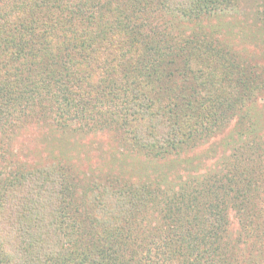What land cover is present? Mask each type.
<instances>
[{"label":"trees","instance_id":"1","mask_svg":"<svg viewBox=\"0 0 264 264\" xmlns=\"http://www.w3.org/2000/svg\"><path fill=\"white\" fill-rule=\"evenodd\" d=\"M240 2L0 0V134L30 123L38 105L48 100L49 112L67 120L103 113L116 128L126 129H119L122 136H117L131 149L143 148L156 156L173 151L184 154L195 139L207 136L231 113L254 104L264 93V67L241 61L227 49L222 54L220 43L213 38L177 44V39L159 30L154 21L169 13L198 23L203 16L225 13ZM252 13L264 27L263 0ZM223 88L225 95L219 90ZM104 96L109 97L108 108ZM204 121L209 124L205 129ZM159 124L173 126L174 133L163 138L158 134ZM236 132V137L244 135ZM253 144L247 140L235 159H256L254 168H260L264 178V149ZM253 170L247 166L243 172ZM214 179L215 175L209 174L187 179L183 190L203 185L197 203L181 202V209L169 213L156 206L152 221L146 212L153 204L144 188L136 190L121 181L99 184L101 194L91 199L96 201L91 222L84 225L78 220V202L72 203L74 188L69 181L59 176L51 180L47 169H20L0 184L4 191L0 192V264H231L224 252L233 231L224 225L228 211L233 208L237 218L244 216L250 221L249 228L260 245L264 217L249 196L252 189L249 193L233 189L221 201L218 191H212ZM44 182L51 188L54 184V191L24 193L34 184L42 189ZM228 183L217 185L227 188ZM111 194L123 208L111 209L107 203ZM39 200L49 202V213L54 204L66 209L67 222L58 221L64 225L56 226L51 235L58 238L60 231L64 236L58 251H53L51 239H41L48 230L41 224L44 214L33 207ZM21 214L39 224H12V219H26ZM95 214H101L102 219ZM139 222H145V227L151 223V231L144 229L141 242L132 227ZM170 222L180 227L166 229ZM9 226L10 230L3 232ZM186 232L194 235L191 243L176 239Z\"/></svg>","mask_w":264,"mask_h":264},{"label":"rangeland","instance_id":"2","mask_svg":"<svg viewBox=\"0 0 264 264\" xmlns=\"http://www.w3.org/2000/svg\"><path fill=\"white\" fill-rule=\"evenodd\" d=\"M258 1L241 0L237 8L234 7L225 13L205 15L198 23L176 19L168 13L157 18L154 24L159 25V30L169 32L170 37L177 39V44L181 41H200L213 38L220 43L218 47L222 54L223 49H227L229 54L235 52L232 55L241 61L252 62L258 67H264V27L260 26L252 13ZM176 60L179 61V58ZM219 90L225 95L224 88ZM239 93L231 96L234 97ZM98 96H102L100 92H98ZM102 99H105V106L108 108L109 97L104 96ZM49 107L50 101L42 100L35 109L30 123L26 122L24 126L7 130L3 134L1 132L0 184L8 181L20 169H47L51 180L58 179L59 176L69 181L68 185L74 188L72 203L74 205L77 201L80 209L79 216L81 214V217L78 220L84 221V225H89L91 222L89 217L93 215V210L96 207V201L91 199L101 194L99 184L121 181L124 184H130L136 190L144 188L145 194H148L153 204L148 207L146 212L148 213L147 219L152 221L156 206L162 207L164 213L172 212L176 208L181 209V202L194 206L199 194L204 193L200 192L203 185H197L198 187L193 190L184 189L186 190L184 191L181 189L183 183L189 178H203L209 174L215 175L216 184L212 191L216 193L218 191L222 196L221 201L224 200L223 197L230 196L233 189L249 190L248 193L252 189V194L249 196L256 202L264 217V178L261 177V169L255 170L253 163L256 162V159L245 161L235 159V156L240 155L238 148L245 146L247 140L252 141L255 147L258 145L259 148L264 149V93L254 99V104L244 105L243 108L227 116V121L222 122L219 127L212 130L211 126L212 132L199 141L195 139L192 147L186 149L184 154L173 151L159 156L152 155L143 148L131 149L124 145L117 135L122 136L118 132L119 129H126L116 128V124L109 122V117L103 116V113H98L97 116L86 115L84 119L69 117L67 120L60 115H52L49 112ZM113 116L112 114V118ZM244 126H246V132H244ZM207 127L209 124L204 121L202 128ZM235 128L244 135L236 137L237 130L234 131ZM157 130L163 138L167 133L175 131L173 126L164 128L160 127V124ZM245 139L247 140L245 141ZM235 142L238 143L236 146ZM162 149H165L164 145ZM254 156L255 153L250 158H254ZM234 161L237 162L233 163ZM247 166L254 170L243 172ZM261 166L264 167V165ZM244 179L246 182L243 181ZM227 181H229L227 188L217 185L220 182L227 184ZM46 184L47 182H44L42 189L35 188L38 184H34L24 193L27 195L47 194V191L53 190L54 184L51 183L52 188L47 187ZM154 195H156L155 198ZM107 203L114 210L123 208L118 207L119 203L114 200L112 194ZM30 205L33 206V204H25L27 207H31ZM33 207L38 208L40 214H44L41 224L45 225L48 231L47 235H41V239H47V241L51 239L54 245L53 251H58L63 244L64 236L60 231L57 234L60 235L58 238L51 235L54 234L56 226L64 225L58 221L64 219L67 222L64 205L54 204L52 213H49L52 206L48 201L46 203L39 200L38 206L34 205ZM231 209V212L228 211V220L224 224L227 228L230 226L233 228L230 233L233 241H229L228 246L224 248L226 259L230 260L231 264H264V241L261 245L257 244L258 240L249 228L250 221L245 220L244 216L237 218L235 210ZM95 215L97 219H102L101 214ZM20 216L26 218L22 214ZM26 219H12L11 223L15 225H18V222L20 224H39L37 221ZM158 221L163 225L160 218ZM4 222L3 220L2 224ZM144 223L139 222L137 226L132 225L136 231L135 236L140 237L138 242H141V238L145 235L144 229L151 231V223L147 227L144 226ZM171 226H173L171 231L180 227L170 222L165 228L169 230ZM8 229L10 230V226L4 228L3 232ZM245 233H247L246 237ZM150 235L148 234V236ZM192 237H194L193 234L186 232L179 234L176 239L191 243ZM160 239L164 241L165 237L161 234ZM64 245L66 246V244ZM48 253L49 251H47Z\"/></svg>","mask_w":264,"mask_h":264}]
</instances>
